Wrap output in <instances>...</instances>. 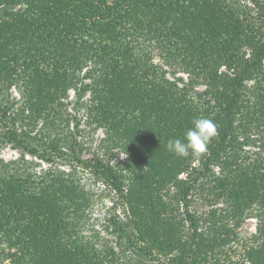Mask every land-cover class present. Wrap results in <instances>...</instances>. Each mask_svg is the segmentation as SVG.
I'll use <instances>...</instances> for the list:
<instances>
[{"label":"trees","instance_id":"1","mask_svg":"<svg viewBox=\"0 0 264 264\" xmlns=\"http://www.w3.org/2000/svg\"><path fill=\"white\" fill-rule=\"evenodd\" d=\"M0 147V264H264V0H0Z\"/></svg>","mask_w":264,"mask_h":264},{"label":"rangeland","instance_id":"2","mask_svg":"<svg viewBox=\"0 0 264 264\" xmlns=\"http://www.w3.org/2000/svg\"><path fill=\"white\" fill-rule=\"evenodd\" d=\"M102 136L103 135L101 131H99L98 133H94V132H91V130H88L87 133L85 134L84 140L87 143L88 147H91L92 149H94L97 146ZM0 156L1 157L3 156L5 159H10L12 157L18 156V152L11 149L10 147H0ZM119 158H122L121 154ZM44 166L46 165L44 164ZM80 173L81 175H83L86 182L89 183L92 189H94L98 194L97 197L95 198V203L91 210V218H90V223L88 227L90 229H97V230L103 231L105 217L107 215H114L115 212L117 214H120V213L123 214L122 212L123 208L118 207L117 210H114L113 208H111V205H112L111 199L114 197V193L109 188L105 187L103 184L90 183L91 176L89 173H86V172H83V173L80 172ZM197 205L200 206V204H197ZM234 230L237 231L239 235V244H234V249L235 251H237L238 249V253H241L243 252L245 244L250 245L254 243V240H255L254 234L257 231V219L252 218V217L247 218L240 226H238L237 228H234ZM105 234L109 235L108 232H105ZM132 256L135 259H138V258L140 259V255L137 251L132 250ZM236 258H238V256ZM135 262L137 261L135 260Z\"/></svg>","mask_w":264,"mask_h":264},{"label":"clouds","instance_id":"3","mask_svg":"<svg viewBox=\"0 0 264 264\" xmlns=\"http://www.w3.org/2000/svg\"><path fill=\"white\" fill-rule=\"evenodd\" d=\"M217 134L215 123L207 118H197L194 126L186 133L184 140L170 139L167 149L180 157H188L190 154H203L206 152L210 140Z\"/></svg>","mask_w":264,"mask_h":264}]
</instances>
